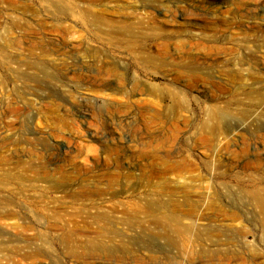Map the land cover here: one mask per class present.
Returning <instances> with one entry per match:
<instances>
[{
    "label": "rangeland",
    "instance_id": "1",
    "mask_svg": "<svg viewBox=\"0 0 264 264\" xmlns=\"http://www.w3.org/2000/svg\"><path fill=\"white\" fill-rule=\"evenodd\" d=\"M136 1L0 0V264H264L247 198L264 188V0H159L174 21L132 45L79 18L137 21L120 14Z\"/></svg>",
    "mask_w": 264,
    "mask_h": 264
},
{
    "label": "bare ground",
    "instance_id": "2",
    "mask_svg": "<svg viewBox=\"0 0 264 264\" xmlns=\"http://www.w3.org/2000/svg\"><path fill=\"white\" fill-rule=\"evenodd\" d=\"M57 5L59 7H62L59 4ZM120 7L122 9L120 11V14L126 17L133 15L136 16L138 20L137 21L120 20L117 22L118 24L111 25L107 23L106 19L103 17V14L95 11L94 9L91 8V6H87L84 12H82L79 15V18L85 20L86 22H89L93 26L108 27L109 30L112 32H117L127 36L128 43L132 45V43L135 41L134 35L135 33L138 32L137 31L138 29H140L141 31L150 30L157 33L161 32L163 31L162 29L163 26H165L166 24V21L163 19L169 17L170 19H168L167 21H174L176 10H178V8L173 9V7L170 6L169 4L159 0H137L136 3H133L129 6H120ZM214 12L217 13L219 12V10H215ZM178 15L179 17H182L183 14H178ZM126 17L123 18L125 19ZM142 38H146V36L144 35L142 36ZM140 54L143 61L146 62L153 61L155 57L150 52L143 50L140 51ZM42 63L43 61L41 62V65ZM10 77L11 79L15 80L19 78H25V75L11 74ZM209 115L214 119L220 120L225 116V112L210 111ZM209 129L210 131L211 130L213 131V127ZM247 198L250 204L253 205L255 211L257 212L258 216L257 215L256 216L261 221L260 223L263 224V236H264V188H257L251 190L247 195ZM144 209L150 213V217L153 222H156L163 227L164 226L167 227L166 229H163L164 230L162 231L163 234L167 235L171 231L176 235L180 236L181 238L180 240L183 246L185 245L186 248L190 247L193 243L197 241L198 238L190 233L189 231L190 228L188 229L182 224L181 218L180 216L177 215V213L175 212L173 213L169 211L167 212L158 211L150 203H147L144 206L143 210Z\"/></svg>",
    "mask_w": 264,
    "mask_h": 264
}]
</instances>
